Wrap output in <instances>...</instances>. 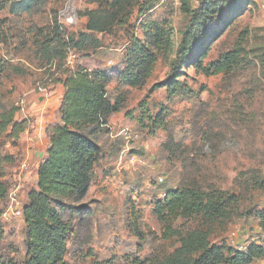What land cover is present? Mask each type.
I'll list each match as a JSON object with an SVG mask.
<instances>
[{
    "label": "rangeland",
    "instance_id": "374dc122",
    "mask_svg": "<svg viewBox=\"0 0 264 264\" xmlns=\"http://www.w3.org/2000/svg\"><path fill=\"white\" fill-rule=\"evenodd\" d=\"M248 1L229 24L198 44L206 51L202 64L209 66L249 32L246 56L231 72L205 75L175 55L188 25L179 0H156L142 12L134 6L127 25L91 34L83 48L67 53L70 67L108 74L107 98L118 101L119 109L104 126L86 129L101 148L86 195L57 206L70 224L65 264H165L180 246V236L204 225L195 216L163 222L154 206L164 191L192 182L236 197L237 203L226 208L229 219L210 228L211 244L241 251L250 242L264 246L257 218L264 209V71L258 62L264 53V0ZM94 7L88 0H0V112L15 106L16 119H33L32 106L41 97L38 85L50 82L59 63V39L84 31L86 18L80 12ZM150 22L171 30L173 51L166 57L152 48L157 61L150 73L129 86L120 73L132 57L134 41L149 40ZM174 61L181 64L178 86L153 89L171 74ZM18 152L15 161L0 165V181L8 190L0 213L12 191L18 190L23 205L36 187L33 173L22 178L21 164L27 160L21 138L17 147L0 138L2 156ZM25 235L22 215L6 220L1 213L0 260L22 263ZM252 264H264V257Z\"/></svg>",
    "mask_w": 264,
    "mask_h": 264
},
{
    "label": "trees",
    "instance_id": "16d2710c",
    "mask_svg": "<svg viewBox=\"0 0 264 264\" xmlns=\"http://www.w3.org/2000/svg\"><path fill=\"white\" fill-rule=\"evenodd\" d=\"M96 3L94 8L80 12L86 18L85 30L70 34L60 40L61 50L56 52L59 63L50 73L48 90L60 83L64 92L59 105L58 118L47 124L45 134L48 146L43 160L37 168L36 187L27 192V200L22 206V217L26 226V255L20 264H65L66 240L70 224L64 220L62 211L66 201L83 198L88 190L93 168L101 158V148L86 133L107 123V117L119 109L118 101L111 103L107 98L108 74L102 69L87 70L70 67L65 63L67 53L76 52L92 40L91 34L109 33L117 26L129 23L134 6L150 8L156 0H88ZM181 10L188 19L187 28L175 47V55L187 65L193 66L205 75L231 72L240 66L246 56L245 41L249 32L244 31L237 44L209 66L202 60L205 48L199 42L211 39L232 20L248 0H179ZM191 1L196 5L192 6ZM233 14V15H232ZM219 27L216 31L215 28ZM171 27H169L170 29ZM147 42L136 40L133 43L132 57L120 77L129 86H137L150 73L157 61V54H170L173 51L171 30L166 31L155 22L147 27ZM4 32L0 23V41ZM66 51H65V49ZM154 50H153V49ZM197 50L196 56L187 57ZM158 53V54H159ZM244 53V54H243ZM64 61V63H63ZM264 71V53L259 59ZM181 64L174 61L171 74L163 81L155 83V88H176L181 76ZM19 107L12 106L0 112V138L17 147L21 134L32 127L28 117L16 119ZM18 155L2 156L3 162L15 161ZM165 196L156 201L154 211L163 222L169 219L199 217L204 228L188 231L180 236V246L165 260V264H252L264 257V246L250 242L243 251L229 245H216L209 242L210 228L229 219L226 209L237 203L234 195H227L219 189L203 190L196 182L164 191ZM7 185L0 181V200L6 201ZM2 213V211H1ZM0 213V214H1ZM259 227L264 232V209L257 213ZM168 233H174L168 229ZM175 234H179L176 232ZM0 264L5 263L0 260Z\"/></svg>",
    "mask_w": 264,
    "mask_h": 264
},
{
    "label": "crops",
    "instance_id": "0c3cea01",
    "mask_svg": "<svg viewBox=\"0 0 264 264\" xmlns=\"http://www.w3.org/2000/svg\"><path fill=\"white\" fill-rule=\"evenodd\" d=\"M64 92L62 84L58 83L52 86L47 95L39 97V102L32 107V118L34 123L32 127L21 134V146H23L24 155L27 161L21 164V173H23V179L33 173L34 181L37 182V168L39 163L43 160L46 154L48 146L47 137L45 134V128L48 123L54 122L58 118L59 105ZM31 135L35 140L32 142ZM23 165L26 167L23 168Z\"/></svg>",
    "mask_w": 264,
    "mask_h": 264
},
{
    "label": "built area",
    "instance_id": "2783aa9c",
    "mask_svg": "<svg viewBox=\"0 0 264 264\" xmlns=\"http://www.w3.org/2000/svg\"><path fill=\"white\" fill-rule=\"evenodd\" d=\"M70 63V61H67ZM38 89L41 93V96L44 97L48 93V85H38ZM26 166L23 165V168ZM159 181L162 182V178H159ZM18 190L15 189L9 194L8 201H7V208L2 212V217L6 220L11 219L12 217L22 215V204L20 199L17 196ZM165 196V192L160 194V198Z\"/></svg>",
    "mask_w": 264,
    "mask_h": 264
}]
</instances>
